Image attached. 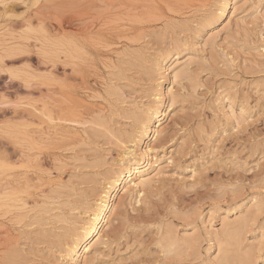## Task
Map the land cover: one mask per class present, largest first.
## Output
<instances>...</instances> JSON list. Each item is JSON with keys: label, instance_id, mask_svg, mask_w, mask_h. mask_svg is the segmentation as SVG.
<instances>
[{"label": "rangeland", "instance_id": "obj_1", "mask_svg": "<svg viewBox=\"0 0 264 264\" xmlns=\"http://www.w3.org/2000/svg\"><path fill=\"white\" fill-rule=\"evenodd\" d=\"M216 1L0 0V184L15 199L0 206V264H68L63 240L157 88L160 171L140 195L116 192L86 264H225L213 237L234 224L238 255L264 264V0L206 19ZM166 54L183 74L153 89ZM172 236L195 240L167 250Z\"/></svg>", "mask_w": 264, "mask_h": 264}, {"label": "bare ground", "instance_id": "obj_2", "mask_svg": "<svg viewBox=\"0 0 264 264\" xmlns=\"http://www.w3.org/2000/svg\"><path fill=\"white\" fill-rule=\"evenodd\" d=\"M233 3H234V1H232V0H217L216 3L213 5V8L210 10V13L208 14V16L205 18L211 19L212 17H216L218 19H222L224 16L227 15L228 8ZM78 16H79V14H78ZM200 20H201V18H200ZM76 22H78V21H76ZM203 23H205V22H202L201 24H203ZM107 46L109 47L110 45H107ZM108 47H106V48H108ZM66 48L67 47H62V51H64V49H66ZM79 48H81V47H76L75 50L78 52ZM173 56L174 55L168 56V54H166L163 57H157L154 59L155 60L154 65L158 67L157 68L158 70H161L159 72L160 73L159 78H161L162 80L161 79H159V81L157 80L158 82L153 86V89H155V87L156 88L161 87V84H163V82H165V83L167 82L168 75H169V73H168L169 69L172 68L171 71H172L174 78L183 74V68L182 69L178 68L179 66L177 65L178 55H175V57H173ZM173 62H174V64L172 65V67H170V64H172ZM15 69L16 68H14V70ZM17 69H19V68H17ZM23 71H25V70L21 69V74ZM26 71H27V69H26ZM26 71L24 72L25 74H26ZM7 72L9 73L10 70H7ZM14 72L15 71H13V73ZM15 73H19V72H15ZM15 73H14V76L12 73H9V78L12 79L11 78L12 76L15 77ZM16 76H17V74H16ZM115 86H117V85L115 84ZM27 88H29V87H27ZM160 89H158V88L155 89V92L152 93L153 99H151L152 100L151 103L147 102L149 104L146 107L141 108L139 106L140 109L138 111H135L133 114L131 111V118H132L131 128L128 131H126V134L124 137L118 138L117 139L118 141H116V143L119 142L122 144L120 146L124 147V149L122 148L123 150L121 152V155L119 156V158H117L114 161L112 168L109 169L108 173L104 177L103 182H102V186L96 190L95 194L97 195V197L92 202H87L88 206L86 207L85 211L83 212L84 216L80 217V219L71 228V231L69 232V234L66 236V240L65 241L63 240L62 245H63V249H64V253H65L64 259H66L68 264H77L78 258L80 256L83 257V259H84L83 262H85V263H83V264H86L87 255L91 251L92 241L95 238H99V236L101 234V231L105 225L107 216H108V214L112 208V202H113V198H114L116 192H118V190L121 192H125V193H127L128 191H133L136 194L140 195V193H142L141 191L144 190L143 189L144 186L148 185L153 180L152 178L154 177V174L156 175L157 173H159L160 169L157 168L159 165L156 164L155 160L151 161L152 156H150V154H149L150 148L148 147V142H149L150 138H152V137L156 138L157 132H158L157 128L160 126L161 117L165 115V104H166L167 98L165 96V92L161 91ZM65 92H66V90H65ZM113 92H115V91H113ZM27 103H28V101H27ZM27 103H26V105H29ZM64 106H65V104H64ZM5 108L8 109L7 104H6ZM69 109H70V106H69ZM67 111H68V109H67ZM64 115L65 114H63V116ZM105 115H106V113H105ZM127 116H129V115H127ZM98 118H99V116H98ZM103 119H105V118H103ZM77 120H78V118H77ZM98 120H96V122ZM101 120H102V118H101ZM101 120H99V121H101ZM82 121H81V124L86 123V124L90 125L89 122L87 123V122H85V120L83 122ZM105 121L107 122V120H105ZM55 122H58V121H55ZM102 122H104V120ZM68 123H66V124H68ZM90 123H93V120ZM71 124H72V122H71ZM71 124L69 126H71ZM75 124H76V122H75ZM77 124H80V123L77 122ZM13 125H15V124L13 123ZM98 125L100 126V122L98 123ZM104 127H105V125H104ZM66 130H68V128ZM6 131H7V129H6ZM109 131H110V129H109ZM7 132H6V134H9ZM111 134H113L112 129H111ZM117 135L119 136V134H117ZM119 137H121V136H119ZM142 142L145 143V147H146L145 152H148V153L143 152V153H145L144 156H141L140 153H138L137 149H136L137 146ZM27 159H28V157L26 158V160ZM20 167H22V166H20ZM20 169H22V168H20ZM3 172H4V170H3ZM20 184H21V182H20ZM11 191H12V189H11ZM22 191L24 193V189H22ZM12 193H13V191H12ZM24 200H26V199H24ZM13 201H15V199L13 198V195L11 193H9L8 187L3 186V184H0V206L9 205ZM227 226H225L220 232L217 231L219 234H215V236L213 237L216 240L218 252L221 254L225 264H231L233 261L238 263V264H249V261H250V264H251V259L248 256L250 254L247 251L246 252L248 255L242 254L239 256L238 255L239 253H237V251L240 250V248H241L240 245L242 244L241 243L242 237H241V232H240L241 229H239L238 227H235L236 226L235 224L232 225L234 227H232V226L227 227ZM242 231H243V229H242ZM170 235H172V234L170 233ZM167 236H168V234H167ZM173 236H175V235H173ZM192 239H194V238L192 237ZM192 239L188 236H183V237L181 236V238L173 237L170 240H168V238H167L166 240H168V244H167L168 246H166V248H168L167 250H172L176 247L179 248V246H183V248H185V249L188 247H192V243H193ZM195 247H196V245H195ZM191 254H192V252H191Z\"/></svg>", "mask_w": 264, "mask_h": 264}]
</instances>
